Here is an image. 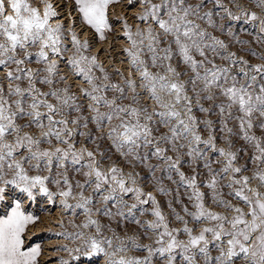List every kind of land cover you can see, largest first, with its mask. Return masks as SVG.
<instances>
[{
  "label": "snow or ice",
  "instance_id": "1",
  "mask_svg": "<svg viewBox=\"0 0 264 264\" xmlns=\"http://www.w3.org/2000/svg\"><path fill=\"white\" fill-rule=\"evenodd\" d=\"M0 264H264V0H0Z\"/></svg>",
  "mask_w": 264,
  "mask_h": 264
},
{
  "label": "bare ground",
  "instance_id": "2",
  "mask_svg": "<svg viewBox=\"0 0 264 264\" xmlns=\"http://www.w3.org/2000/svg\"><path fill=\"white\" fill-rule=\"evenodd\" d=\"M41 227H43V226H41ZM45 232L42 230L41 232H40V234H39V236L37 237V238H42V236L44 237V235H46V233L44 234ZM57 241H56V239L55 238H52V239H46L45 240V242H44V244L45 245H48V244H54V243H56Z\"/></svg>",
  "mask_w": 264,
  "mask_h": 264
},
{
  "label": "rangeland",
  "instance_id": "3",
  "mask_svg": "<svg viewBox=\"0 0 264 264\" xmlns=\"http://www.w3.org/2000/svg\"><path fill=\"white\" fill-rule=\"evenodd\" d=\"M45 234V233H44ZM37 239H39V238H37ZM40 239H42L43 240V243L45 242V240L47 239V237H46V235H44V237L42 236V238H40Z\"/></svg>",
  "mask_w": 264,
  "mask_h": 264
}]
</instances>
